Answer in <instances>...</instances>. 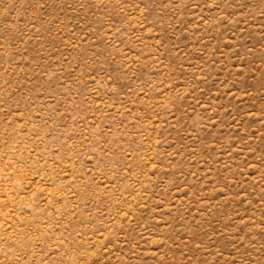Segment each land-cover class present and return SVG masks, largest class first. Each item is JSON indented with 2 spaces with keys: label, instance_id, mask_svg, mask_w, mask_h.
<instances>
[{
  "label": "rangeland",
  "instance_id": "1",
  "mask_svg": "<svg viewBox=\"0 0 264 264\" xmlns=\"http://www.w3.org/2000/svg\"><path fill=\"white\" fill-rule=\"evenodd\" d=\"M0 264H264V0H0Z\"/></svg>",
  "mask_w": 264,
  "mask_h": 264
}]
</instances>
